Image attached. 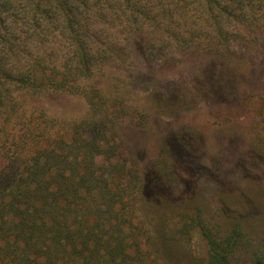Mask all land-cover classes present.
I'll use <instances>...</instances> for the list:
<instances>
[{
  "label": "trees",
  "instance_id": "obj_1",
  "mask_svg": "<svg viewBox=\"0 0 264 264\" xmlns=\"http://www.w3.org/2000/svg\"><path fill=\"white\" fill-rule=\"evenodd\" d=\"M240 40L264 52V0H0V264L155 263L194 230L203 264L249 251L239 225L214 231L200 209L159 248L147 245L128 217L133 180L112 137L131 110L97 77L130 56L166 61L170 48L203 43L226 55ZM51 94L81 98L87 114L50 116L42 98ZM258 124L263 138V112ZM181 142L180 158L190 138ZM256 146L250 159L262 155Z\"/></svg>",
  "mask_w": 264,
  "mask_h": 264
},
{
  "label": "rangeland",
  "instance_id": "obj_2",
  "mask_svg": "<svg viewBox=\"0 0 264 264\" xmlns=\"http://www.w3.org/2000/svg\"><path fill=\"white\" fill-rule=\"evenodd\" d=\"M205 45L170 48L173 58L166 61L130 56L97 73L100 85L131 110L112 133L133 180L128 217L157 249L159 239L200 209L212 230L223 233L237 224L245 234L250 249L236 253L232 264H264V137L257 136L259 112L264 113V52L242 40L226 55ZM225 66L239 74H226ZM42 103L59 119L87 114L78 97L51 94ZM184 137L190 138L188 156L180 158L175 147ZM259 141L261 158L250 159ZM157 172L160 182L152 187ZM142 188L143 196L137 191ZM187 235L176 255L145 264H203L205 242L196 230Z\"/></svg>",
  "mask_w": 264,
  "mask_h": 264
}]
</instances>
